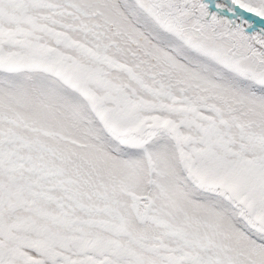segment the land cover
<instances>
[{"label": "snow or ice", "instance_id": "obj_1", "mask_svg": "<svg viewBox=\"0 0 264 264\" xmlns=\"http://www.w3.org/2000/svg\"><path fill=\"white\" fill-rule=\"evenodd\" d=\"M0 264H264V0H0Z\"/></svg>", "mask_w": 264, "mask_h": 264}]
</instances>
